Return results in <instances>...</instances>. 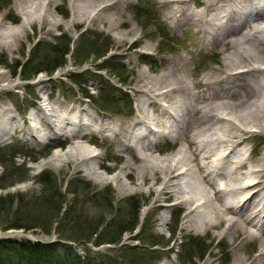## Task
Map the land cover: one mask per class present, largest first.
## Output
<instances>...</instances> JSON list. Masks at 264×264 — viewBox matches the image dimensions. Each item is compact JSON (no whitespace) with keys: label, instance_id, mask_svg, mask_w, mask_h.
<instances>
[{"label":"bare ground","instance_id":"1","mask_svg":"<svg viewBox=\"0 0 264 264\" xmlns=\"http://www.w3.org/2000/svg\"><path fill=\"white\" fill-rule=\"evenodd\" d=\"M58 1L13 0L21 20L16 28L0 33V46L12 49L13 41L34 20L59 24L50 9ZM68 1L70 25L85 16L115 28L123 25L118 6L129 0ZM159 2L171 27L188 29L196 42L165 58L161 72L149 75L138 70L134 111L130 107L123 116L97 119L83 105L47 100L27 116V124L19 126L5 108L0 114V138L19 130L36 142L63 139L66 147L52 152L41 165L63 160L73 170H85L89 178L116 183L121 193L131 190L121 177L131 176L134 190L141 184L154 190V206L168 205L169 198L184 205L181 226L193 225L222 242L230 239V264H264V148L257 158L247 146L252 133L264 137V0ZM6 16L0 12V29ZM139 40V36L130 39L129 46ZM205 50L203 64L195 56ZM94 132L115 139L121 153L117 156L122 163L110 176L97 169L111 167L91 147ZM168 138L178 140L177 148L156 156L159 141ZM124 151L129 153L125 157ZM158 219L164 221V216ZM160 263L174 264L173 258Z\"/></svg>","mask_w":264,"mask_h":264},{"label":"rangeland","instance_id":"2","mask_svg":"<svg viewBox=\"0 0 264 264\" xmlns=\"http://www.w3.org/2000/svg\"><path fill=\"white\" fill-rule=\"evenodd\" d=\"M12 1L0 0V12L7 15L0 29L2 34L12 27L16 28L21 20ZM188 5L196 4L189 2ZM118 8H121L123 20V25L119 27L111 28L110 23L98 20L91 22L85 16L70 25L66 20L72 13L71 5L68 0H59L50 6L59 24L53 26L34 20L23 35L13 41L12 49L0 46V114L3 113L2 109H8L19 126H23L37 105L47 100L50 103L59 101L66 106L83 105L97 119L112 120L117 115L123 116L126 113L123 111L130 107L134 111L138 70L148 71L149 75L161 72L165 58L174 57L176 51L185 50L196 40L188 29L171 27L170 20L162 17L165 7L159 0H129ZM138 36L140 40L129 46L130 39ZM66 37L71 39L70 49L64 55L62 65L52 71L35 72L28 79L21 77L20 65L31 58L35 43L55 44L61 39L66 40ZM87 42L92 43L94 48H91L86 59L78 62ZM102 47L106 48L103 51L105 55H98L96 51ZM45 52L46 49H40L38 54ZM207 52H197V61L205 63L207 57L203 59ZM45 55L48 60L44 65L54 63V54ZM75 77L82 78L78 79L79 84L74 82ZM91 138V147L101 153L104 165L111 167L109 171L97 169L110 176L122 163L117 156L121 153L117 151L116 141L95 132ZM247 141L252 157L261 156L264 137L252 133ZM177 143L178 140L169 138L161 140L154 154L161 157L172 153ZM67 144L63 139L60 143L55 139L38 142L27 140L19 130L0 138V194H10L14 201L11 200L5 210H0V237L41 242L57 240L61 243V254L71 252L81 256V259L88 256L98 264H161L162 260L170 258H173L174 264H206L204 259L211 263L213 261L212 264L231 263L230 239L225 238V242H222L211 238L205 231L195 229L193 225L190 228L181 226L182 214L186 209L184 205L172 203L174 199L169 198L165 200L169 202L168 205L154 206L151 199L154 190L148 191L146 184L134 190L131 176L121 177L131 188L121 193L116 183L89 178L85 170H73L70 163L66 164L63 160L40 164L52 152L64 149ZM122 153L124 157L129 154L125 151ZM137 161L132 165H136ZM53 185L57 189L55 198L59 193V199H62V209L50 217L51 226L47 232L32 217L45 218L50 215V208L46 209L42 197L53 193ZM153 186H157V182ZM131 203L138 205L137 227L122 232L118 242L93 245L96 236L89 238L88 230L100 225L98 229L103 230L100 234L104 238L115 236L118 225L130 217ZM27 205H31L34 211ZM63 211H67L68 216L63 217ZM160 214L164 216V221L158 219ZM12 222L34 226L32 229H26V226L8 229ZM69 235L78 238L70 239ZM150 242L156 243L149 247Z\"/></svg>","mask_w":264,"mask_h":264},{"label":"trees","instance_id":"3","mask_svg":"<svg viewBox=\"0 0 264 264\" xmlns=\"http://www.w3.org/2000/svg\"><path fill=\"white\" fill-rule=\"evenodd\" d=\"M70 40L68 37H66V40H59V42H56L55 44L51 43H35L34 48L32 50L31 58H29L26 62H24L20 69L21 77L24 79L31 78L35 72H39L41 70H53L58 65H62L64 59V55L69 51L70 49ZM91 48H94V45L90 42H87L83 51V54L79 56L78 62H82L84 59H86L89 55V52L91 51ZM40 49H46L45 54H54V63H51L49 66L44 65L46 64L48 58L47 55L38 54ZM97 50V49H95ZM106 48L102 47L101 49L98 48L96 51L98 55H105ZM115 66V65H114ZM115 70V69H113ZM116 71V70H115ZM74 82L76 84H79L78 79H82L80 77L73 78ZM106 101V99L104 98ZM54 183V182H53ZM53 193H49V195H44L43 203L46 206V209L49 211L48 217H39L36 215H33V219L35 220V223H38L39 225L43 226L44 229L49 232L50 231V217L53 215H57L61 212L62 209V199H59L60 195L57 194V197L55 198L54 192L57 190L55 188V185H53ZM11 200L13 201V198L10 194L1 195L0 194V210H5L7 208L6 205L11 204ZM14 203V201H13ZM18 203V202H17ZM16 204V202H15ZM49 204H52L51 206ZM26 205V204H25ZM21 206V205H20ZM19 206V207H20ZM29 206L30 210L34 211L33 207L31 205ZM17 209V208H16ZM24 209V207L22 208ZM68 210V209H67ZM26 211V210H25ZM43 211V210H42ZM130 211V217L128 220H126L124 223H120L118 225V230L115 232V236H107V238L103 237L100 233H102L103 230H99L98 227L100 225H97L95 228L88 230V236L93 237L96 236L95 240L92 242L93 245H100L102 243H115L118 242L121 238L122 232L125 231H132L135 227H137L138 224V205L131 203V210ZM65 212V211H63ZM32 216V214H31ZM30 216V218H31ZM68 216V212L66 211L64 213L63 217ZM175 224L177 222L176 216L174 215ZM142 225V224H141ZM26 226V227H25ZM34 225H26V224H19V223H10L8 226V229L12 228H21L25 227L26 229H32ZM59 229V228H58ZM59 232V230H57ZM60 233V232H59ZM70 239H77L78 237L75 235H69ZM156 242H150L148 243L149 247L150 245H153ZM60 242L57 240L54 241H39V240H30L27 238L17 239V238H9V237H0V264H98L94 263V261L90 260V258L84 257L80 258L81 256L77 254H72L71 252H64L61 254L60 252ZM192 244V243H190ZM135 247V246H134ZM131 247L130 248H134ZM200 253V252H199Z\"/></svg>","mask_w":264,"mask_h":264}]
</instances>
